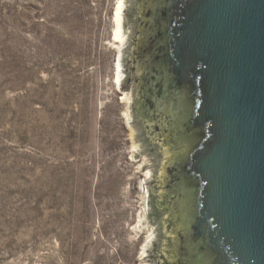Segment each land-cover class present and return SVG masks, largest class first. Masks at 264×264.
<instances>
[{"label":"rangeland","instance_id":"1","mask_svg":"<svg viewBox=\"0 0 264 264\" xmlns=\"http://www.w3.org/2000/svg\"><path fill=\"white\" fill-rule=\"evenodd\" d=\"M117 2L0 0V264H151L154 168L115 81Z\"/></svg>","mask_w":264,"mask_h":264},{"label":"water","instance_id":"2","mask_svg":"<svg viewBox=\"0 0 264 264\" xmlns=\"http://www.w3.org/2000/svg\"><path fill=\"white\" fill-rule=\"evenodd\" d=\"M137 6L129 0L121 90L134 95L135 133L154 168L151 264L175 237L160 205L165 171L171 187L188 182L180 242L194 261L264 264V0H163L155 46L171 79L166 94L176 106L185 93L190 99L180 123L189 140L168 168L172 151L159 147L135 113L130 55Z\"/></svg>","mask_w":264,"mask_h":264},{"label":"flooded vegetation","instance_id":"3","mask_svg":"<svg viewBox=\"0 0 264 264\" xmlns=\"http://www.w3.org/2000/svg\"><path fill=\"white\" fill-rule=\"evenodd\" d=\"M137 1L138 6L133 9L134 36L130 55L131 73L136 74L133 78L136 85L135 113L159 147L166 146L172 151L168 168L179 153V150L175 152L177 147L185 145L189 140L188 133L183 130L180 123L189 108L190 99L185 93L180 104L176 106L166 94V87L171 79L158 61L155 46V40L159 41L156 19L163 0ZM167 177L165 171L162 186L164 194L160 205L167 214H170L168 230H172L175 237L174 239L168 237L165 251L160 254L158 264H202L201 261H194V251H190L180 242V233L186 226L183 214L187 211L184 197L188 182L184 181L171 187L167 183Z\"/></svg>","mask_w":264,"mask_h":264},{"label":"bare ground","instance_id":"4","mask_svg":"<svg viewBox=\"0 0 264 264\" xmlns=\"http://www.w3.org/2000/svg\"><path fill=\"white\" fill-rule=\"evenodd\" d=\"M125 9H126V0H118L114 15L113 38H114V43L118 44V48L120 49L119 60L116 65V78H115L116 84L118 85L119 89H121V83L124 78V73H123L124 68L120 58H121L122 47L125 46V43L127 41V31L125 29Z\"/></svg>","mask_w":264,"mask_h":264}]
</instances>
